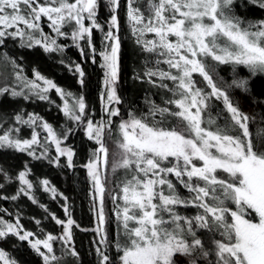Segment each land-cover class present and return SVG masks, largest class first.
Masks as SVG:
<instances>
[{"label": "snow or ice", "instance_id": "obj_1", "mask_svg": "<svg viewBox=\"0 0 264 264\" xmlns=\"http://www.w3.org/2000/svg\"><path fill=\"white\" fill-rule=\"evenodd\" d=\"M248 2L264 9V0ZM105 6L110 13L106 32L97 21L99 0H0V45L10 37L19 38L21 47L40 46L45 53L62 51L56 40L44 33L42 18H46L48 27L57 36L70 35L74 43L87 39L89 47L93 29H99L109 42L100 53L107 102L119 104L116 84L121 25L117 13L121 0H106ZM235 6L236 0H146L143 5L141 0H127V20L136 43L155 58L154 67L148 68L144 75L154 87L170 95H162L163 106L148 101L147 113L137 115L129 111L128 118L121 119L116 126L115 143L119 151L115 153L112 171L122 169L124 177L116 185L119 193L111 198L121 228L118 236L123 239L115 241L116 255L112 257L106 254L109 240L103 228L105 187L101 167L109 163L104 134L108 130L111 136V118L119 117L120 109L106 107L108 121L94 122L87 117L83 95L62 89L35 69L34 78L29 79L15 60L11 61L14 69H18L15 80L20 90L0 87V96L48 100V93L55 90L63 100L65 117L80 122L87 138L99 145L84 165L100 200L101 227L96 231L106 248L96 249L98 264H264V127L255 134L250 132L254 117L233 103L209 71V67L214 70L220 65H230L233 72L242 66L252 76L264 75V19H245L236 14ZM85 21L90 23L86 25ZM66 27L71 28L70 33L62 31ZM149 33L154 38L144 39ZM92 51L95 53V48ZM81 54L84 55L83 49ZM3 58L8 59L6 54ZM162 64L167 65V70L160 67ZM74 73L83 86L85 73L79 64L75 65ZM194 74L202 78L210 91L197 86ZM248 85L247 79H233L229 87L248 91ZM213 99L222 102L227 114L222 122H218L220 113L215 118L211 115ZM15 120L32 129L31 138L13 136L19 128L9 129L0 135V148L27 152L40 159L32 150L33 145L40 143L35 130L40 127L47 132L46 140L56 147L55 162L63 156L67 166L73 167L74 152L61 147L62 140L52 125L32 113L27 119L18 113ZM71 131L67 129L63 138L67 139ZM46 152L47 149L42 155ZM3 175L5 180L10 179L7 172ZM29 175L25 165L16 177L21 187L10 199L23 194L35 203L30 195L33 183L27 178ZM170 176L175 177V182ZM41 183L45 191L55 195L56 190L47 187L49 181ZM181 189L189 195H182ZM117 200L121 203H116ZM189 206L199 211L194 216L182 215L179 209ZM53 219L63 225L61 239L67 244L74 221ZM197 230L218 233L221 239L213 237L206 242ZM9 236L26 241L44 264H58L59 257L53 254L52 245L57 237L49 234L44 239H31L34 233L24 230L19 219L15 224L0 219V241ZM70 251L73 257L78 256L74 249ZM210 256L214 259H209ZM0 264L17 262L0 248Z\"/></svg>", "mask_w": 264, "mask_h": 264}, {"label": "trees", "instance_id": "obj_2", "mask_svg": "<svg viewBox=\"0 0 264 264\" xmlns=\"http://www.w3.org/2000/svg\"><path fill=\"white\" fill-rule=\"evenodd\" d=\"M141 3L143 5L146 0H141ZM105 5L106 0H99L97 21L106 32L110 13ZM234 10L237 15L245 19H264V9L249 3L248 0H236ZM126 13L127 0H121V7L117 13L121 25L118 33L121 39V49L119 79L116 84V94L120 97L121 102L115 103V108H119L121 114L119 117L111 118V136L108 130L104 134L105 144L109 150V163L105 168L104 214L109 240L106 254L110 257L116 255L115 241L118 238L123 239L122 236H118L121 228L116 219L114 203L111 198L112 195L119 193L116 185L124 177L122 169H118L115 173L112 171V162L116 158L113 154L116 147V126L121 119L128 118L129 111H135L137 115L147 113L148 101L163 106L162 95H170V93H162L160 89L154 87L149 83L148 77L144 75L148 68L154 67L155 58L144 52L142 46L136 43V37L131 31ZM45 29L49 32L47 26ZM65 31L70 33L71 28L67 27ZM91 41L92 47H89L87 39L74 43L71 36L66 35L56 42L61 46L62 51L45 53L40 46L21 47L19 38L16 40L7 38L4 44L0 45V87H16L18 91L20 90L15 80V71L18 69H14L11 63L12 60H15V63L22 69V74L29 79L34 78L33 70L35 69L46 78L53 80L62 89L76 96L83 95L87 117L93 119L94 122L101 120L107 122L105 105L102 104L103 98L107 97V89L104 84L105 69L101 67L103 58L100 53L105 50L109 42L104 40V32L99 29H93ZM93 48H95V53L92 51ZM81 49H83L84 55L81 54ZM5 54L8 57L7 60L3 58ZM61 60L64 61L63 64L60 63ZM76 64H79L85 73L83 86L78 82V74L74 73ZM209 64H211L210 61ZM160 67L167 70V65L162 64ZM70 68L73 70L70 71ZM209 71L217 86L228 92L233 103L242 112L254 117V120L250 121V132L255 134L264 127V75L252 76L242 66L233 72L230 65H220L214 70L209 67ZM194 78L198 82V87L210 91L198 74H194ZM152 79L157 80L156 77ZM233 79H247L249 81L248 91L235 86L229 87ZM166 83L171 86L170 81H166ZM24 91L27 92V89ZM48 97V100H40L31 96L25 100L22 96L15 98L8 94L0 96V135L9 129L19 128V132H13L12 135L21 139H29L32 129L27 125L17 123L15 116L22 113L24 119H27L28 114H37L44 122L52 125L57 135L64 140V145L74 152L73 167L67 166V159L63 156L59 158L58 163L55 162L54 158L57 153L51 145L47 146L48 153L46 155H42L44 152L41 148L35 149V154L41 156L40 159L29 156L27 152L21 153L10 148H0V169L3 170L0 172V184L3 185L0 187V219L13 224L19 219L22 228L34 233L32 238L35 239H44L49 234L57 237L52 241V245L53 254L59 257L58 264H98L96 249L105 250L106 246L101 243V235L96 231L99 227V203L92 193L91 179L84 165L89 162L92 152L99 146L95 141L87 138L80 123L65 117L61 110L62 100L55 90H51ZM210 103L213 106L211 115L215 118L220 113L221 119L218 122H222V117L227 115L223 112L222 102L213 99ZM157 119H159L158 116ZM36 128L40 129V127ZM67 129L73 131L68 133L67 139H64ZM42 134L44 135V133ZM25 165L30 170V175L27 178L33 183L30 195L34 198L35 203L23 194H20L15 200L10 199L11 196L17 194L21 187L16 177L20 171L25 169ZM4 172L8 173L9 180H5ZM169 178L175 182V177L170 176ZM43 180L49 181L47 187L54 188L55 195L50 190L45 191V186L41 183ZM181 193L184 196L189 195L185 189H181ZM65 208L68 210L67 213H65ZM179 211L182 215L194 216L199 210L189 206L180 208ZM53 217L65 223L69 218L74 221L71 226V240L67 244L61 239L64 236L63 225L57 224ZM197 231L198 234H203L201 238L206 242L213 237L221 239L218 233H210L207 230ZM0 248L5 250L9 254V258L15 260L17 264H44L42 257L33 251L26 241H19L15 236H9L0 241ZM71 249L78 253L77 257L71 255ZM209 259H214V257L210 256ZM201 264H205V262H201Z\"/></svg>", "mask_w": 264, "mask_h": 264}, {"label": "rangeland", "instance_id": "obj_3", "mask_svg": "<svg viewBox=\"0 0 264 264\" xmlns=\"http://www.w3.org/2000/svg\"><path fill=\"white\" fill-rule=\"evenodd\" d=\"M48 21L46 20V18H42V20H41V27L43 28V31H44V33H46V34H48V33H50V37L52 38V39H55L56 40V42H57V40L59 39V38H64L65 36H57V34L55 33V32H53L52 31V29L50 28V27H48ZM85 23H86V25L88 24V23H90L89 21H85ZM45 26H47L48 27V30H49V32L48 31H46V29H45ZM21 27H23V25H21ZM67 28V27H66ZM66 28H64V29H62V31H65L66 30ZM13 29H9V31H12ZM154 38V36H153V34H146L145 35V37H144V39H146V40H150V39H153ZM83 39H81V40H79V41H82ZM41 84H42V82H41ZM48 95H49V93H48ZM72 101H71V99H69V103H71ZM103 103V106L105 105V108L106 107H110V105H112V107H114L115 108V102H113L112 104H108V102H107V97H106V99H104L103 98V101H102ZM62 107H63V100H62ZM62 110V109H61ZM63 112V111H62ZM64 114V113H63ZM77 123H80V122H77ZM81 124V123H80ZM82 125V124H81ZM83 126V125H82ZM38 133H39V137H38V139H39V141H40V143L39 144H36V145H33V147H32V150L35 152V149H37L38 147L39 148H41L42 149V151L45 153V149H47V146H49V145H51L52 147H53V149L55 150V152H56V147H55V145L54 144H52L50 141H48V140H46V137H47V132H45L42 128H40V129H38V128H36L35 129ZM42 133H44V135L42 134ZM105 134H106V132H105ZM30 138H31V136H30ZM29 138V139H30ZM61 140H62V143H61V147L62 148H65L66 146L64 145V140L61 138ZM94 141V140H93ZM43 142V143H42ZM99 146V145H98ZM66 148H68V147H66ZM112 150H114V149H112ZM119 150L117 149V147H115V150L113 151L114 153V155H115V153L116 152H118ZM36 153V152H35ZM48 153V149H47V152H46V154ZM57 153V152H56ZM45 154V155H46ZM115 158V157H114ZM109 160V159H108ZM105 168L106 167H101V173H102V181H103V184H104V187H105V181H106V170H105ZM91 179V178H90ZM91 185H92V193L94 194V197L97 199V201H98V203H99V211H100V200H99V195H98V193H96V191H95V188H94V184H93V182H92V180H91ZM116 203H121V201H119V200H117V202ZM114 208H115V204H114ZM103 209H104V205H103ZM114 213H115V211H114ZM116 215V214H115ZM98 226L99 227H101V225H100V223L98 224ZM106 219H105V224L103 225V228H104V230H105V232H106ZM31 239H35V238H31ZM41 250L42 251H45L46 252V249H43V248H41Z\"/></svg>", "mask_w": 264, "mask_h": 264}]
</instances>
